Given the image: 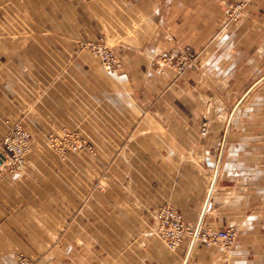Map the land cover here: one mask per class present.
<instances>
[{"label": "crops", "instance_id": "obj_1", "mask_svg": "<svg viewBox=\"0 0 264 264\" xmlns=\"http://www.w3.org/2000/svg\"><path fill=\"white\" fill-rule=\"evenodd\" d=\"M232 1L0 0V139L6 119L66 125L122 158L114 194L45 149H31L23 174H0V264L20 253L34 264H264V0L225 24ZM59 24L105 33L118 73L61 46ZM184 44L195 70H151ZM163 203L191 226L233 228L234 244L168 250L149 232Z\"/></svg>", "mask_w": 264, "mask_h": 264}, {"label": "rangeland", "instance_id": "obj_2", "mask_svg": "<svg viewBox=\"0 0 264 264\" xmlns=\"http://www.w3.org/2000/svg\"><path fill=\"white\" fill-rule=\"evenodd\" d=\"M247 1L248 0H233L230 4L225 6V24H233L241 19L243 9ZM70 25L72 28L69 27V24H59L61 46L66 45V43L70 41L72 43L73 53L75 55L87 54L90 57L96 59L102 68L108 70L112 74L118 73L119 69H121V61L119 60L116 49L105 33L98 34L95 38H86L82 35V28H78L79 25L81 26L83 24ZM77 33H79V35ZM149 65L151 70L157 74H163L166 71H171L177 78H179L186 72L195 70L197 66V52L190 44H184L182 46L173 47L161 54L154 55L151 58ZM4 123L6 125V131L0 139V164L2 155L1 153L4 151L3 139L8 135L13 134V128H20L25 133V140H20L18 137L14 136L13 140L15 150L17 149V146H20L22 147V153L11 166L2 168L0 170V174H23L26 170L27 158L31 149H45L49 151L55 160H57L61 166V170L65 172H68L69 170L72 172L77 181L89 182L91 184L92 191L104 192L107 189L108 193H115L116 161L117 159L121 160L122 158H118L114 155V145H110L109 142L106 141L102 142L100 140H95L93 138V134L85 135L79 128L69 127L66 125H60L58 128L53 129L46 125H32L27 127L19 122H10L7 119L4 120ZM207 132V124L205 122L201 123L199 135L205 136ZM89 135L92 138H90ZM106 150H109L112 155L106 156ZM10 153H12V151ZM162 205H167L173 208L167 203L159 205L158 208ZM158 208L154 213L155 225H152L151 230L149 227V232L158 240H160L156 234L157 225L155 220V214ZM173 209L177 211L175 208ZM177 212L181 215L179 211ZM181 217L183 219L182 215ZM184 222L191 226L185 220ZM198 226L200 228L207 227L200 224L191 227L195 228ZM185 240H189L190 242H200L205 246H216L206 245L199 240L193 241L189 238ZM219 247L222 248L221 246ZM167 249L170 251L176 250H171L169 248ZM17 255L24 256L21 253ZM24 257L29 260L26 256ZM29 262L34 264L30 260Z\"/></svg>", "mask_w": 264, "mask_h": 264}, {"label": "built area", "instance_id": "obj_3", "mask_svg": "<svg viewBox=\"0 0 264 264\" xmlns=\"http://www.w3.org/2000/svg\"><path fill=\"white\" fill-rule=\"evenodd\" d=\"M13 134L8 135L3 139L4 151L1 153L2 168L11 166L22 153V147L17 146L15 150L14 136L20 140H25V133L18 127L12 129ZM12 151V153H10ZM156 220V234L164 245L174 250L185 239L199 240L206 245L221 246L224 249H229L234 244L236 231L233 228H227L225 230L213 231L210 228L191 227L187 225L182 219L181 215L173 208L162 205L158 208L155 214ZM15 264H32L22 255L16 256Z\"/></svg>", "mask_w": 264, "mask_h": 264}]
</instances>
